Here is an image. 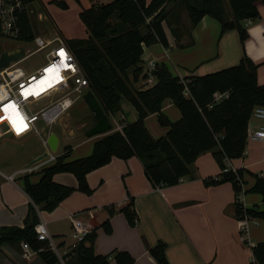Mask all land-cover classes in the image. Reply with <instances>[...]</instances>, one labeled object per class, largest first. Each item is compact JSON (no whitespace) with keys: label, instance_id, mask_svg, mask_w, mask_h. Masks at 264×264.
<instances>
[{"label":"trees","instance_id":"trees-1","mask_svg":"<svg viewBox=\"0 0 264 264\" xmlns=\"http://www.w3.org/2000/svg\"><path fill=\"white\" fill-rule=\"evenodd\" d=\"M22 1L29 6L39 0ZM67 1L80 4L81 0H59L53 4L66 10ZM258 2L264 5V0H227V4L223 0H113L82 9L79 19L87 36L64 38L65 44L88 79L89 91L108 118L121 110L122 99L134 108L137 118L133 123L123 125L122 132L103 135L94 143L88 157L68 161L70 149L66 148L55 163L40 172L37 184L30 182V175L24 176L23 191L32 205L41 212H53L76 191L91 196L93 190L88 185L87 175L108 165L113 158L127 161L136 157L154 187H173L185 177L194 178V163L201 155L210 152L220 174L205 179L204 185L212 187L229 183L235 197L234 216L239 220L247 218L264 222V207L248 209L242 204L243 171L228 168V162L245 154L253 110L264 107V85L257 81L258 65L244 54L236 66L181 79L172 76L161 64L154 72L155 84L134 87L146 80L142 61L144 48L155 44L169 48L164 25L179 43L186 32L189 34L208 16L219 23L221 35L236 31L243 47L248 39L243 23L259 19ZM182 12L187 14L188 28L180 23ZM19 24V41H33L28 12L20 15ZM185 87L188 96L184 94ZM216 93H227L228 98L209 108ZM166 100L178 109L181 117L177 122H171L162 113V104ZM154 114L158 124L167 129L166 135L158 139L153 138L145 126V119ZM92 122L91 127L95 124L93 115ZM58 174L72 175L77 187L55 183L53 178ZM249 192L261 195L264 205V178L256 177ZM34 206L29 207L23 227H0V246L26 243L45 264H59L60 260L48 243L37 240L35 226L40 219ZM113 213L109 210V216ZM121 213L131 227L136 225L137 215L131 197ZM102 228L107 235L111 234L109 219ZM95 239L93 230L62 257L64 264H109L110 259L116 264H134L133 257L127 252L96 255ZM165 250L166 245L162 242L149 248L155 264H170ZM252 255L254 259L250 264H264V242L252 247Z\"/></svg>","mask_w":264,"mask_h":264},{"label":"crops","instance_id":"crops-1","mask_svg":"<svg viewBox=\"0 0 264 264\" xmlns=\"http://www.w3.org/2000/svg\"><path fill=\"white\" fill-rule=\"evenodd\" d=\"M223 1L227 4V0ZM256 7L259 19L243 23L248 33L243 47L236 31L221 35L219 23L206 16L189 34L186 32L179 43L171 34H166L168 49L159 44L145 47L142 56L144 68L147 62L154 61L157 65H165L172 76L181 79L187 76H204L238 65L245 54L258 65L257 81L259 85H264V5L258 2ZM180 23L182 27L188 28L185 26L188 22L184 23L183 12ZM86 36L85 30V35L80 38ZM143 85V82H139L134 87L140 88ZM120 105L121 110L109 120L122 117L123 125L133 123L137 118L134 108L123 99ZM162 113L171 122H177L181 117L170 100L162 104ZM145 126L155 139L164 137L167 133V129L158 124L155 114L145 119ZM260 127H264V121L253 118L249 122L248 131ZM55 129L59 147L61 140L66 141V136L64 130L57 127ZM101 137L79 140L74 146L64 145V150L70 149L68 161L88 157L94 143ZM48 166L50 164L39 170ZM228 168L243 171V206L248 209H263L261 195L249 191L254 186L256 177L264 178V142L247 141L244 156L228 162ZM192 169L194 178L185 177L173 187H154L146 178L142 164L136 157L127 161L113 158L108 165L87 175L88 185L93 190L91 196L76 191L60 203L56 212H44L47 217L42 216L43 212L32 205L23 191L22 179L25 175L11 182L4 176H11L17 171L0 173V227H23L29 207L34 206L53 239L55 236L59 238L58 246L63 247L64 255L72 250L75 242L67 244L63 239L66 235L51 233L48 224L61 219L69 220V215L74 214L91 231H95L96 255H109L114 251L127 252L133 257L134 264H155L149 248L162 242L166 245V258L170 264H250L254 259L252 247L264 242V222L257 219L248 221L243 232L241 221L234 216L235 197L231 185H204L205 179L220 174L210 152L201 155ZM34 173L29 180L32 184H37L41 175L35 177ZM53 180L60 185L77 187L75 178L70 174L55 175ZM130 197L134 201L137 215L134 227L128 224L121 213ZM109 210L114 212L112 216H109ZM108 219L112 228L109 235L102 228V224ZM70 228L72 236L71 222ZM30 252V256L24 258L21 244H4L0 246V264H45L35 252ZM109 264L116 263L110 259Z\"/></svg>","mask_w":264,"mask_h":264},{"label":"built area","instance_id":"built-area-1","mask_svg":"<svg viewBox=\"0 0 264 264\" xmlns=\"http://www.w3.org/2000/svg\"><path fill=\"white\" fill-rule=\"evenodd\" d=\"M133 1L137 2L138 0ZM24 12H28V6L24 5L22 0H0V38L19 41L21 36L20 15ZM31 42L33 46L30 48L17 47L25 50V56L22 59L0 70V107L7 103H14L25 125L18 133L8 119L0 120V138L4 135H11L17 139L39 138L48 156L31 167L23 168L11 176H4L5 179L11 182L18 175H31L42 167L55 163L58 156L52 153L47 145V138L51 134V128L74 106L78 99L83 98L89 91L88 79L75 56L65 44L64 38L56 34L51 39L36 37ZM61 49L66 53V59H64L63 63L68 64V68H64L61 64V56L59 55ZM36 54L43 57V64L34 69L27 68L28 60ZM53 64L60 66L61 79L59 80H54L52 74L45 72V69ZM156 68V62H147L144 68L145 83L147 85L155 84L154 72ZM24 90L29 91L27 97L23 94ZM184 94L185 96L189 95L186 87ZM227 98V93H216L213 96V103L208 107L211 108L213 104ZM3 115L4 113L0 111V116ZM253 118L264 121V107H256L251 115V119ZM123 120L122 117L111 118L112 131L110 133L122 132ZM38 122H42L45 127L39 129ZM247 141L264 142V127L249 130ZM68 218L72 225L74 248L84 240L91 230L78 219V216L71 214ZM251 220L255 219L244 218L240 220L243 232L247 228V222ZM35 233L37 240L48 243L49 248L55 253L60 262L64 264L62 259L64 254L59 253V247L54 242L46 224L42 220L35 226ZM21 245L24 250L23 257L28 258L31 254L30 247L26 243Z\"/></svg>","mask_w":264,"mask_h":264},{"label":"rangeland","instance_id":"rangeland-1","mask_svg":"<svg viewBox=\"0 0 264 264\" xmlns=\"http://www.w3.org/2000/svg\"><path fill=\"white\" fill-rule=\"evenodd\" d=\"M54 1L59 0H39L28 6V16L34 38L41 37L51 39L55 37L56 34L61 38H80L85 35V27L79 19V12L91 5L108 4L113 0H81L80 4L74 1H67L68 9L66 10L53 4ZM183 17L184 23L188 22L185 26L189 27V21L185 12H183ZM164 27L166 34H170L169 29L165 25ZM20 46L23 48H30L33 46V43L0 38L1 53ZM42 64L43 57L36 54L28 60L27 68L34 69ZM143 83L145 84L143 86H151L147 85L145 81ZM92 123V114L85 105L83 98L78 99L74 106L52 127L51 132L57 133V129H55L57 127L58 129L64 130L66 136V141H60L55 155L59 156L63 153L64 145L69 144L74 146L79 140H87V138H84V133L91 128ZM38 127L41 129V127L45 126L42 122H38ZM45 152L46 149L41 144L39 138L30 137L17 139L11 135H4L0 138V173L7 174L10 170L11 173L13 171H19L23 169L27 163ZM40 171L41 170L35 172L34 176H39ZM21 176L22 175H18L16 178ZM46 213L51 214L52 212ZM46 213L43 212L42 216L47 217L48 215H46ZM48 225L51 233H56V235L65 234L66 236L63 239L66 240L67 244L74 241L71 236L70 222L68 219H61L54 224L49 223ZM58 240L59 238L55 236L54 242L57 246ZM58 251L60 254H63V247H59Z\"/></svg>","mask_w":264,"mask_h":264},{"label":"water","instance_id":"water-1","mask_svg":"<svg viewBox=\"0 0 264 264\" xmlns=\"http://www.w3.org/2000/svg\"><path fill=\"white\" fill-rule=\"evenodd\" d=\"M25 56V50L23 48H16L9 51L2 52L0 55V70L8 67L10 64L17 62ZM83 101L87 106L88 110L91 112L95 119V124L84 133L86 138H92L95 136H103L112 131V124L108 116L104 113L100 104L98 103L94 94L88 91L84 97ZM47 145L52 153H56L58 149V138L54 133H51L47 138ZM48 156L45 152L42 155L33 159L28 163L25 168L31 167Z\"/></svg>","mask_w":264,"mask_h":264},{"label":"snow or ice","instance_id":"snow-or-ice-1","mask_svg":"<svg viewBox=\"0 0 264 264\" xmlns=\"http://www.w3.org/2000/svg\"><path fill=\"white\" fill-rule=\"evenodd\" d=\"M59 55L61 56L62 66L64 68H68L69 65L66 63H63L64 59H66V53L64 52L63 49L60 50ZM45 72L52 74L54 80L61 79L60 66H58L57 64H53L50 67L46 68ZM23 94L25 95V97H27L29 95V91L24 90ZM0 111L4 113L3 116H0V120L8 119L12 123L13 127L16 128L18 133L25 127L23 123V118L20 116V113L17 111V107L14 103L4 104L2 107H0Z\"/></svg>","mask_w":264,"mask_h":264}]
</instances>
